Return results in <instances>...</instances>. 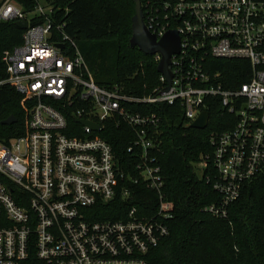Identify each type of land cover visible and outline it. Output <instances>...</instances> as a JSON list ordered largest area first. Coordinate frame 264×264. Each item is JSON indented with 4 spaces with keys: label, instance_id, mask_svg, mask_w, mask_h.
Here are the masks:
<instances>
[{
    "label": "built area",
    "instance_id": "1",
    "mask_svg": "<svg viewBox=\"0 0 264 264\" xmlns=\"http://www.w3.org/2000/svg\"><path fill=\"white\" fill-rule=\"evenodd\" d=\"M1 1L0 21L26 20L28 27L22 43L4 51L9 79L0 87L11 82L31 105L27 134L0 141V264H152L149 253L169 235L173 214L158 158L162 117L133 111L137 103H178L192 126L203 111L210 122L209 103L219 98L229 126L209 131L211 151L200 164L202 170L211 164L207 180L220 195L204 211L228 216L264 167V0H144L147 28L158 39L175 30L180 52L168 65L171 80L159 73L143 95L96 82L76 40L56 19L53 0H37L30 12ZM209 59L248 60L249 81L226 87ZM66 111L100 130L77 122L81 128L69 135ZM118 119L136 131L128 148L138 150L133 174L95 135L106 120ZM139 185L158 197L151 213L131 203ZM103 213L122 217L100 218Z\"/></svg>",
    "mask_w": 264,
    "mask_h": 264
},
{
    "label": "trees",
    "instance_id": "2",
    "mask_svg": "<svg viewBox=\"0 0 264 264\" xmlns=\"http://www.w3.org/2000/svg\"><path fill=\"white\" fill-rule=\"evenodd\" d=\"M14 1L24 12L32 11L37 3V0ZM1 3L0 0V6ZM53 4L56 19L64 23V31L76 40L96 82L104 86L119 84L133 95L148 94L157 85L160 74L154 55H146L130 44L134 0H53ZM23 33L24 29L15 20L0 21V81L9 79L4 51L21 44ZM208 62L222 72L226 87L249 81L251 64L246 59H209ZM0 99V141L27 134L31 100L11 82L1 85ZM212 100L211 120L205 129L185 124L178 103L133 105V111L155 112L162 117L158 158L165 178V198L173 216L168 222L169 235L149 253L152 264H264V167L244 185L226 218L204 211L220 195L213 189L212 180H207V174L214 175L211 164L201 171L198 164L211 151L209 131L229 126L227 116L221 114L219 98ZM65 113L67 133L77 134L75 131L81 125L72 112ZM10 115H15L16 120L2 124ZM95 135L111 144L120 166L133 174L130 169L138 162V150L134 147L131 152L128 148L134 146L135 129L121 119L106 120ZM138 187L139 193L131 203L150 207L151 213L158 197L143 185ZM104 214L100 218L122 217L121 213Z\"/></svg>",
    "mask_w": 264,
    "mask_h": 264
},
{
    "label": "water",
    "instance_id": "3",
    "mask_svg": "<svg viewBox=\"0 0 264 264\" xmlns=\"http://www.w3.org/2000/svg\"><path fill=\"white\" fill-rule=\"evenodd\" d=\"M135 2V14L132 17V37L130 44L132 47H138L146 55L161 54V59L157 62V71L164 74L168 81L171 80L172 74L168 69V65L171 62L172 54L180 52V38L175 30L168 31L162 38L158 39L157 36L152 33L146 26L144 17L142 0H134ZM16 24L26 29L28 27V21L18 20ZM60 47L62 45H59ZM210 114L208 111H203L199 117L192 123V127L205 129L209 123ZM16 120L15 115H10L6 119L2 120V124H11ZM77 122L90 127L94 131L100 130V125L94 121L86 119H75ZM203 158V156H202Z\"/></svg>",
    "mask_w": 264,
    "mask_h": 264
},
{
    "label": "rangeland",
    "instance_id": "4",
    "mask_svg": "<svg viewBox=\"0 0 264 264\" xmlns=\"http://www.w3.org/2000/svg\"><path fill=\"white\" fill-rule=\"evenodd\" d=\"M131 11H132V10H131ZM155 63L157 64V61H155ZM201 165H202V164H198V167H200V171L202 170V169H201Z\"/></svg>",
    "mask_w": 264,
    "mask_h": 264
},
{
    "label": "flooded vegetation",
    "instance_id": "5",
    "mask_svg": "<svg viewBox=\"0 0 264 264\" xmlns=\"http://www.w3.org/2000/svg\"><path fill=\"white\" fill-rule=\"evenodd\" d=\"M155 57V56H154Z\"/></svg>",
    "mask_w": 264,
    "mask_h": 264
}]
</instances>
